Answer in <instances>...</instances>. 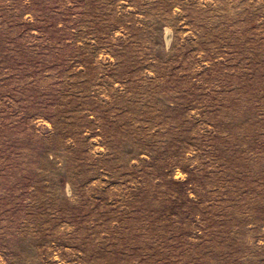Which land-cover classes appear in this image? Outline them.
Segmentation results:
<instances>
[{
	"label": "rangeland",
	"instance_id": "obj_1",
	"mask_svg": "<svg viewBox=\"0 0 264 264\" xmlns=\"http://www.w3.org/2000/svg\"><path fill=\"white\" fill-rule=\"evenodd\" d=\"M0 264H264V0H0Z\"/></svg>",
	"mask_w": 264,
	"mask_h": 264
}]
</instances>
